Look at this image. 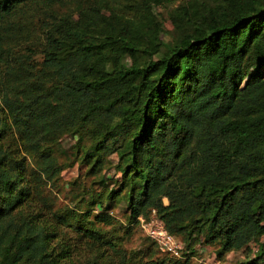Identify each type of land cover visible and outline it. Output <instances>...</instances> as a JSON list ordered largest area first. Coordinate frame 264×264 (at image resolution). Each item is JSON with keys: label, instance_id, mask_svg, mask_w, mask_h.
<instances>
[{"label": "trees", "instance_id": "16d2710c", "mask_svg": "<svg viewBox=\"0 0 264 264\" xmlns=\"http://www.w3.org/2000/svg\"><path fill=\"white\" fill-rule=\"evenodd\" d=\"M64 1L0 0V264H118L89 223L40 218L34 207L32 182L66 133H86L125 160L130 224L153 209L187 245L202 236L219 252L264 234V0L181 5L179 36L167 43L151 12L158 0L78 4L72 23L44 29L38 68L12 64L35 34L27 7ZM23 152L40 158L38 175L26 173ZM259 246L242 264H264Z\"/></svg>", "mask_w": 264, "mask_h": 264}, {"label": "rangeland", "instance_id": "374dc122", "mask_svg": "<svg viewBox=\"0 0 264 264\" xmlns=\"http://www.w3.org/2000/svg\"><path fill=\"white\" fill-rule=\"evenodd\" d=\"M94 1L65 0L49 7L39 3L30 4L24 21H32L30 26L35 28V34L24 46L15 48L10 58L11 63L15 65L21 58L22 66L38 68L43 61L44 29L49 30L52 23L62 19L72 23L78 18V12L81 10L78 9V4L82 8H88ZM199 1L207 3L212 0L152 2V16L161 22V30L158 34L161 43L171 42L179 36L180 29L175 26L174 13L178 14L176 10L181 5L188 7L190 2ZM111 3L125 6L126 9H136L138 4H143V0H116ZM26 47L27 50L24 49ZM114 123L115 120L102 125V131ZM11 133L12 131L9 133L10 139ZM95 141L86 133H66L49 147L52 165L42 178L38 176L32 182V188L36 193L34 197L37 198L34 207L38 209L40 218L48 217V213L55 212L69 217L72 227L89 223L100 234V240L110 243L112 246L110 253L118 264H172L174 261L180 264H242L257 256L259 245L264 243V234L256 236L240 249L226 252H219L218 242H205L202 236L191 242V245H187L179 235H175L176 240L183 246L181 252L174 255L161 251L157 242L147 233L149 227L147 221L149 222L152 217L161 219L158 218L155 210L151 209L148 215H140L145 222L142 223L137 217V223H129L127 188L130 182L128 179H122L120 173L125 160L120 159L118 151L96 149L93 146ZM22 155L25 158L26 173L38 175V168L42 165L40 158L38 157L37 160L36 157L29 156L25 152ZM162 201L164 204L168 203L165 197ZM152 211L155 215H152ZM100 212L110 216L109 222L94 218V214ZM64 229L73 236L72 228L64 227Z\"/></svg>", "mask_w": 264, "mask_h": 264}, {"label": "built area", "instance_id": "2783aa9c", "mask_svg": "<svg viewBox=\"0 0 264 264\" xmlns=\"http://www.w3.org/2000/svg\"><path fill=\"white\" fill-rule=\"evenodd\" d=\"M152 215L154 211H152ZM138 218L143 222V218L138 216ZM147 233L153 238L159 247V249L163 252L171 253L174 255H178L181 249V244L176 240V236L170 233L164 223L161 220L152 217L149 222L147 221Z\"/></svg>", "mask_w": 264, "mask_h": 264}]
</instances>
